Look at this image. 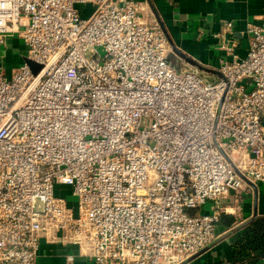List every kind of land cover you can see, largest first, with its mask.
Returning <instances> with one entry per match:
<instances>
[{
	"label": "built area",
	"instance_id": "2783aa9c",
	"mask_svg": "<svg viewBox=\"0 0 264 264\" xmlns=\"http://www.w3.org/2000/svg\"><path fill=\"white\" fill-rule=\"evenodd\" d=\"M233 31H216L208 82L174 71L146 2L0 0V45L25 49L0 72V264H36L41 240L92 264H185L210 245L251 190L241 176L264 183V18L242 57Z\"/></svg>",
	"mask_w": 264,
	"mask_h": 264
},
{
	"label": "crops",
	"instance_id": "0c3cea01",
	"mask_svg": "<svg viewBox=\"0 0 264 264\" xmlns=\"http://www.w3.org/2000/svg\"><path fill=\"white\" fill-rule=\"evenodd\" d=\"M132 1L148 4L154 19L161 25L171 43L170 49L185 56L189 63L178 59L180 72H195L208 82H215L220 76V60L224 54L217 47L215 37L220 24L233 22V37L237 43L235 52L242 57L248 47L247 26H259L264 18V0ZM81 10L82 8L80 12ZM83 10L88 14L91 12L89 7H83ZM24 50L20 40L12 35L7 36L4 44L0 45V72L8 77L21 66ZM254 191L246 190L242 194V204L234 216L223 215L234 220L231 229L226 230L217 224V237L211 244L216 243L202 249L200 255L194 256L185 264H226L242 234L243 228L240 227L253 217L254 212L256 218H264V183L258 184ZM231 203L226 200L221 205L229 207ZM68 256L73 257L71 264H92L78 256L76 247L51 245L44 240L40 242L36 264H67Z\"/></svg>",
	"mask_w": 264,
	"mask_h": 264
},
{
	"label": "trees",
	"instance_id": "16d2710c",
	"mask_svg": "<svg viewBox=\"0 0 264 264\" xmlns=\"http://www.w3.org/2000/svg\"><path fill=\"white\" fill-rule=\"evenodd\" d=\"M196 216L197 212H191ZM234 220L219 216V226L230 230ZM237 228V227H236ZM234 252L226 264H262L264 262V218H256L241 230Z\"/></svg>",
	"mask_w": 264,
	"mask_h": 264
},
{
	"label": "water",
	"instance_id": "95a60500",
	"mask_svg": "<svg viewBox=\"0 0 264 264\" xmlns=\"http://www.w3.org/2000/svg\"><path fill=\"white\" fill-rule=\"evenodd\" d=\"M169 46L171 47V43L169 42ZM171 53H169L168 57H167V61L170 63L171 67L174 69L175 72H180V69H179V63H178V59H181L182 61L186 62V63H189L187 61V59L185 58V56L175 52L172 48L170 49ZM241 179L244 181L245 184H247L253 191L256 190V186H253L252 184L248 183L242 176H241ZM255 192V191H254ZM256 218V212H254L253 214V217L248 220L245 224H243L241 228H244L245 226H247L248 224H250L254 219ZM224 238V237H223ZM222 238V239H223ZM216 243V242H214ZM213 243V244H214ZM213 244H211L209 247H211ZM201 254V253H200ZM199 253L196 255H200Z\"/></svg>",
	"mask_w": 264,
	"mask_h": 264
},
{
	"label": "rangeland",
	"instance_id": "374dc122",
	"mask_svg": "<svg viewBox=\"0 0 264 264\" xmlns=\"http://www.w3.org/2000/svg\"><path fill=\"white\" fill-rule=\"evenodd\" d=\"M79 9H80V8H79ZM81 13H82V15H87V14H88V13H86V12L83 10V8H82V10H81ZM66 200H67L71 205H73V206H75L76 203H77V199H76V198H72V197L69 196V195H67ZM208 209H210V206L207 204V206H206V208H205V211H206V210L208 211Z\"/></svg>",
	"mask_w": 264,
	"mask_h": 264
}]
</instances>
